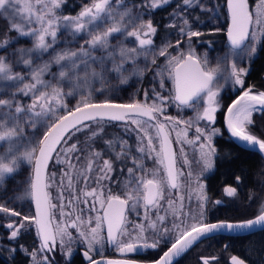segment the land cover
Wrapping results in <instances>:
<instances>
[{
    "label": "snow or ice",
    "instance_id": "snow-or-ice-1",
    "mask_svg": "<svg viewBox=\"0 0 264 264\" xmlns=\"http://www.w3.org/2000/svg\"><path fill=\"white\" fill-rule=\"evenodd\" d=\"M224 5L226 28L213 23V0H82L75 14L67 0H0L6 264H174L219 237L246 241L227 264H264V174L244 197L250 217L216 215L240 195L241 153L264 158V85L250 82L264 57V0ZM222 31L213 63L199 49ZM226 89L234 98L224 104ZM224 131L240 153L217 147ZM221 169L228 179L214 199L208 180ZM230 247L197 264H221ZM146 250L157 255L128 256Z\"/></svg>",
    "mask_w": 264,
    "mask_h": 264
},
{
    "label": "trees",
    "instance_id": "trees-1",
    "mask_svg": "<svg viewBox=\"0 0 264 264\" xmlns=\"http://www.w3.org/2000/svg\"><path fill=\"white\" fill-rule=\"evenodd\" d=\"M176 0H173V3ZM213 3H219L220 7L218 8V18H220V23L218 26L223 27L225 26V23L227 19L225 18V7H224V0H213ZM169 11V8L158 10L155 14V17L157 20L164 21V15L167 14ZM66 14L72 12L70 8L65 9ZM71 14V13H70ZM206 30V29H205ZM224 31L217 33L212 36H206L204 39L212 41V48L206 49V47H201L199 50L201 52L208 50L209 53H213V55L219 51L226 50V43L225 39L223 38ZM212 49H215L213 51ZM261 73H264V57H261L260 61L256 65L255 72L253 73V76L251 79L256 81L257 86L264 85V79H261ZM257 123L258 127L262 123L260 118L257 117ZM217 147L221 150H231L233 153H240V149L234 145L228 142L227 138L223 135L222 137L216 139ZM241 159L245 161V168L247 169V175L244 181V184L242 185L240 189V195L237 199L226 200L227 206H218L216 209V215H219L221 218H224L225 216L233 217V218H245L246 216L250 217L252 212L254 211V206L252 208L247 207V200L244 199L245 195L253 190H255L258 186V181L262 178V174H264V160L261 158L259 154H255L252 156H249L245 153H241ZM239 163V161L237 162ZM224 171V169H221L217 173L221 175V173ZM226 176V175H221ZM222 178V177H221ZM218 184V182L216 183ZM221 184L219 185V187ZM29 239V240H28ZM258 239V234L256 236L251 237V240L255 241ZM26 242L31 240V238L28 236L25 238ZM246 245V244H245ZM17 259L19 261H23L24 257L22 255H18ZM0 264H6L5 260L3 258H0Z\"/></svg>",
    "mask_w": 264,
    "mask_h": 264
},
{
    "label": "flooded vegetation",
    "instance_id": "flooded-vegetation-1",
    "mask_svg": "<svg viewBox=\"0 0 264 264\" xmlns=\"http://www.w3.org/2000/svg\"><path fill=\"white\" fill-rule=\"evenodd\" d=\"M221 52L222 51H219L216 54L221 53ZM250 82L256 84V81H254L253 79H251ZM221 95L223 97L222 103H224V104L229 103L230 100L232 98H234V94H233V91L231 89H226L225 92H223ZM217 126L221 127L223 129L222 111L220 113H218V124H217ZM223 135L228 140V136H227V133L225 131H224ZM218 138H220V137H217L216 139H218ZM226 179H228L227 176H221L220 174H218L216 172L208 180L210 194L213 196L214 199H219V198L223 197V193L221 191V188H222L223 182ZM217 182H218V184H216ZM220 184H221V186L219 187ZM209 244H211L210 249L208 248ZM223 244H230L231 247L229 249V252L224 253V257L221 260V264H227V259H228L230 254L246 255V253H245L246 241L229 240L226 237H219V238L212 240V241H204L202 244L193 248L186 255L182 256L178 260H175L174 264H197V256L199 254H201V253L207 254L209 251L216 253V254H219ZM104 255L107 256L108 258H120V256H118L117 252H115L114 249L111 247H107L105 249ZM156 255H157L156 252L153 250H146V251H143L140 253H133L132 255L128 254V256L130 258H135V259H146V258L150 259V258H154ZM76 264H81L79 257H77Z\"/></svg>",
    "mask_w": 264,
    "mask_h": 264
},
{
    "label": "rangeland",
    "instance_id": "rangeland-1",
    "mask_svg": "<svg viewBox=\"0 0 264 264\" xmlns=\"http://www.w3.org/2000/svg\"><path fill=\"white\" fill-rule=\"evenodd\" d=\"M82 2V0H67V8H70L72 12H70L71 14H75V11H78L79 10V4ZM176 2V1H175ZM175 2L173 3V7L175 6ZM169 11H171V8H169ZM66 13V12H65ZM218 9H217V12L214 14V16H218ZM69 14V13H68ZM166 18H167V14L164 15V21H166ZM3 21L0 20V27H2L3 25ZM213 23L218 26V24L220 23V18H217V19H214L213 20ZM222 53V52H221ZM210 54V59L213 60V63H215V60H214V57L217 55H213V53H209ZM45 59H47V57H45ZM143 64V61L141 60V65ZM170 83V82H169ZM124 99H127V94L126 93H121L120 94ZM168 114L170 115H173V116H176V115H181L185 118H187L188 116H192L193 115V112L191 109H185L183 112H179L175 106H171L169 109H168ZM31 238V236H29ZM32 239V238H31ZM29 240V239H28ZM28 243H31V240L28 241Z\"/></svg>",
    "mask_w": 264,
    "mask_h": 264
},
{
    "label": "water",
    "instance_id": "water-1",
    "mask_svg": "<svg viewBox=\"0 0 264 264\" xmlns=\"http://www.w3.org/2000/svg\"><path fill=\"white\" fill-rule=\"evenodd\" d=\"M224 7H225V5H224ZM225 18L227 19V14H226V7H225ZM227 23H228V19H227V21H226V23H225V26H224V28H226V25H227ZM223 38L225 39V43L227 44V38H226V34H225V32H224V34H223ZM225 44V45H226ZM230 102H231V100H230ZM229 102V103H230ZM226 132V131H225ZM227 133V132H226ZM227 136H228V134H227ZM263 160H264V158H262ZM118 254V256H120V254L119 253H117ZM133 254V253H132ZM132 254H129V255H132Z\"/></svg>",
    "mask_w": 264,
    "mask_h": 264
}]
</instances>
